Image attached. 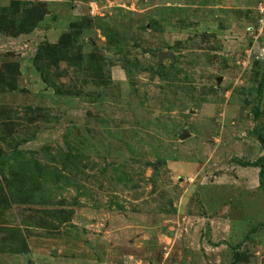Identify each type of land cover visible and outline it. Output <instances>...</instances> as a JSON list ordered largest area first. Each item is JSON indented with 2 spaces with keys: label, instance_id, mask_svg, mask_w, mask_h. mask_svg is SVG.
<instances>
[{
  "label": "rangeland",
  "instance_id": "374dc122",
  "mask_svg": "<svg viewBox=\"0 0 264 264\" xmlns=\"http://www.w3.org/2000/svg\"><path fill=\"white\" fill-rule=\"evenodd\" d=\"M263 76L264 0H0V264H264Z\"/></svg>",
  "mask_w": 264,
  "mask_h": 264
},
{
  "label": "trees",
  "instance_id": "16d2710c",
  "mask_svg": "<svg viewBox=\"0 0 264 264\" xmlns=\"http://www.w3.org/2000/svg\"><path fill=\"white\" fill-rule=\"evenodd\" d=\"M261 84H264V76H263V80L261 82ZM259 139L260 142L263 144L264 146V133L261 132L259 134ZM242 166H253V167H258L260 168V172H259V187L264 189V155L260 158H258L256 161L249 163V164H241ZM242 242L238 243L236 245V247L238 248L237 250H239V248L241 247ZM240 257V253L237 251V253L234 256V263L239 259Z\"/></svg>",
  "mask_w": 264,
  "mask_h": 264
},
{
  "label": "water",
  "instance_id": "95a60500",
  "mask_svg": "<svg viewBox=\"0 0 264 264\" xmlns=\"http://www.w3.org/2000/svg\"><path fill=\"white\" fill-rule=\"evenodd\" d=\"M172 55V52L170 51H167L165 52L164 54H162L163 57H168ZM191 136L190 132L188 131L187 127H184L183 129V133L181 134V138L182 139H186V138H189ZM169 236H172V232H169L168 233Z\"/></svg>",
  "mask_w": 264,
  "mask_h": 264
},
{
  "label": "crops",
  "instance_id": "0c3cea01",
  "mask_svg": "<svg viewBox=\"0 0 264 264\" xmlns=\"http://www.w3.org/2000/svg\"><path fill=\"white\" fill-rule=\"evenodd\" d=\"M262 189V188H261Z\"/></svg>",
  "mask_w": 264,
  "mask_h": 264
}]
</instances>
